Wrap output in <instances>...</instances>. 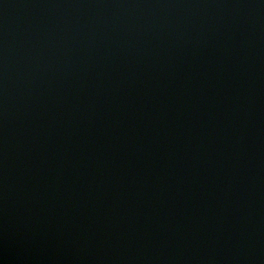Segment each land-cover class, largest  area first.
<instances>
[{"label":"water","instance_id":"water-1","mask_svg":"<svg viewBox=\"0 0 264 264\" xmlns=\"http://www.w3.org/2000/svg\"><path fill=\"white\" fill-rule=\"evenodd\" d=\"M0 264H264V0H0Z\"/></svg>","mask_w":264,"mask_h":264}]
</instances>
